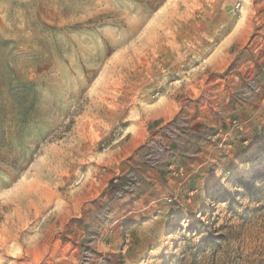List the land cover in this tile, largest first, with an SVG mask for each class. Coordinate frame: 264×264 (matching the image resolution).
Here are the masks:
<instances>
[{"label": "rangeland", "instance_id": "1", "mask_svg": "<svg viewBox=\"0 0 264 264\" xmlns=\"http://www.w3.org/2000/svg\"><path fill=\"white\" fill-rule=\"evenodd\" d=\"M0 264H264V0H0Z\"/></svg>", "mask_w": 264, "mask_h": 264}]
</instances>
